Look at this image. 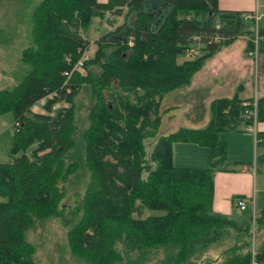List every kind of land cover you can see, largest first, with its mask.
<instances>
[{
	"label": "trees",
	"instance_id": "trees-1",
	"mask_svg": "<svg viewBox=\"0 0 264 264\" xmlns=\"http://www.w3.org/2000/svg\"><path fill=\"white\" fill-rule=\"evenodd\" d=\"M144 5L145 0L36 5L31 44L21 54L29 71L13 87L0 89V115L10 112L18 123L8 151L12 159L0 163V264H37L27 234L53 217H62L70 253L85 264H139L156 254H162L156 264H264V206L243 222L210 209L213 169L226 152L218 133L253 122L251 106L241 105L237 91L210 101L203 127L161 136L148 157L146 143L158 131L162 95L187 84L205 58L239 34L250 33L245 52L252 50V31L244 27L242 12L218 9L216 0H171L162 17ZM107 11L135 18L99 37L83 63L85 74L72 71L88 46L78 30ZM258 33L263 36L264 29ZM192 36L198 37L194 43ZM192 44L198 55L177 63ZM70 71L67 79L64 72ZM84 88L93 102L88 124L78 129L75 97ZM43 98L47 111L57 102L69 105L53 115L33 112ZM254 121H264V94L256 96ZM255 139L264 145V131ZM176 142L206 147L208 166H175ZM79 175L86 177L85 189L66 219L65 183Z\"/></svg>",
	"mask_w": 264,
	"mask_h": 264
},
{
	"label": "rangeland",
	"instance_id": "rangeland-1",
	"mask_svg": "<svg viewBox=\"0 0 264 264\" xmlns=\"http://www.w3.org/2000/svg\"><path fill=\"white\" fill-rule=\"evenodd\" d=\"M40 0H0V89L11 88L16 85L29 71V67L21 61V54L23 49L31 44V25H32V14ZM99 1V0H98ZM148 11L149 12H161L162 14L167 13V6L169 0H149ZM261 0H258V2ZM171 1H169L170 3ZM166 10V11H165ZM260 10V9H259ZM126 9L124 8V12ZM164 12V13H163ZM160 14V13H159ZM134 13L130 14L128 18H124L123 15H116L111 12H105L102 17H93L90 26L87 29L80 28L78 30L79 35L88 42V46L82 51L86 52L88 58L92 57L97 45L96 41L103 34L114 31L118 27H123L125 24L129 25L134 20ZM126 21V23L124 22ZM246 28L252 31L251 42L253 43L255 35L258 37L256 41L258 50L256 53V59L247 58L248 64L243 65L244 72L235 75L237 76V83L247 86L245 92H252L250 99L252 100L255 93L259 95L258 91L264 88V35L261 36L254 28L251 20H244ZM261 37V38H260ZM250 38V33H242L234 38L235 42H246ZM233 40V41H234ZM128 45H132V38L129 37ZM234 42L228 49H232V54H236L237 44ZM190 48V47H189ZM189 48L185 49L184 55L178 56L176 62H181L184 59H192L198 55V50L192 55H189ZM222 50V46L220 47ZM224 51V50H223ZM83 53L81 57L83 56ZM80 57V59H81ZM87 58V59H88ZM220 58V56H216ZM215 58V59H216ZM79 59V60H80ZM86 59V60H87ZM78 60V61H79ZM77 61V62H78ZM85 61V60H84ZM84 63V62H83ZM76 65V64H75ZM202 65V64H201ZM94 73H98V69L95 66H91ZM76 70L81 74H85V69H76L73 67L72 71ZM68 72V74L71 72ZM194 74V73H193ZM192 74V75H193ZM66 77V74L64 72ZM68 77V76H67ZM66 77V78H67ZM192 77V76H191ZM223 79L225 77H222ZM68 79V78H67ZM221 79V78H218ZM228 82L230 80L226 79ZM186 85V84H185ZM185 85L176 87L162 95L159 100V114L161 115V121L157 133L154 138L148 139L147 143V157L152 152L153 147L158 138L165 136L178 128H196L198 125L189 122L190 113H187L188 109H191L186 99L181 98V91ZM138 94H141L142 89H137ZM257 91V92H256ZM171 92V93H170ZM53 93L49 94L51 97ZM172 95V96H171ZM158 95L154 96V101L158 100ZM170 99L169 102H174V106L169 110L165 109L163 98ZM174 97V98H171ZM47 98L39 100L31 110L35 113L53 115L60 107H67L68 103H54L50 111L44 108V104ZM130 99L133 103L136 102V95H131ZM194 100H198V106L202 107L204 101L203 94L201 92L194 95ZM251 100L245 101L249 103ZM92 98L89 90L84 88L75 97L76 103V123L78 129L84 128L88 124L87 113L89 107L92 105ZM243 102V101H242ZM242 106H247L243 105ZM249 105V104H248ZM209 108V106H208ZM1 117V116H0ZM0 154L5 148L10 147L12 144V136L14 131L13 116L10 112L2 114L0 118ZM200 124V123H199ZM205 125V123H204ZM203 125V126H204ZM4 132V133H3ZM257 152L261 153L262 147L257 145ZM260 151V152H259ZM178 154H184L181 150ZM255 154V148H254ZM256 155V154H255ZM10 157V156H9ZM257 158V155H256ZM11 157L5 160V163L11 161ZM258 156V161H259ZM255 158H252L253 167L255 168ZM86 177L79 175L78 177L73 176L68 182L65 183L66 194L61 201V205L66 208L65 216L68 219L70 210H72L78 203V199L81 198L85 185ZM147 212L144 213L146 215ZM67 230L68 226L63 223L61 218H50L39 223L35 228L29 230L27 238L33 242L35 246L34 259L37 264H85L83 261L73 257L70 253L67 244ZM162 257V254L152 255V259L145 260L139 264H156ZM118 264H132V263H118Z\"/></svg>",
	"mask_w": 264,
	"mask_h": 264
},
{
	"label": "crops",
	"instance_id": "crops-1",
	"mask_svg": "<svg viewBox=\"0 0 264 264\" xmlns=\"http://www.w3.org/2000/svg\"><path fill=\"white\" fill-rule=\"evenodd\" d=\"M104 1L99 0V2ZM149 3V0H145L144 8L147 11ZM216 6L222 10L242 12V18L251 20L254 28L264 29V0H261V2H258V0H216ZM154 14L157 17L164 15L161 12H154ZM254 15L258 17L256 20ZM244 27H247L245 23ZM235 41L222 46V50L219 48L212 55L205 58L200 68L194 72L180 93L181 98L186 99L187 104L189 103L188 106L191 109H188L187 113L191 114L189 119L193 118L189 122L197 123L196 128H201L204 123H207L210 116L208 106L211 100L219 97H230L237 91L238 96L244 99L243 102H245L252 95L251 91L245 92L247 86L237 83L238 79L235 76L244 72L243 65L248 64L247 58H251V56L245 52V42ZM234 42L237 44L236 54H232L233 50L231 48L228 49ZM216 56H220V58L218 59ZM226 79L230 81L228 82ZM199 92L204 97L202 107L198 106V100H194V95ZM258 93L259 95L264 94V88L260 89ZM169 100L163 98L165 109L168 110L175 105L174 102H169ZM0 116L2 118V115ZM250 125H253L251 131L247 130ZM263 131L264 121H254L251 124H242L239 131H222L218 133V139L226 144V152L222 164L213 169L210 204L212 212L234 216L238 218L239 222H243L247 215L252 217V211L257 213L264 206V145L261 146L262 151L259 155L255 139L256 132ZM9 148H5L0 154V163H5V160L2 159L10 158ZM254 148L257 158L254 154ZM180 150L184 154H178ZM208 157V149L204 146L184 142L172 144V160L175 166L207 167ZM252 158L256 159L254 162L256 163L255 168L251 164ZM237 195L243 197L242 199L245 202L243 210L238 209L233 204L232 197Z\"/></svg>",
	"mask_w": 264,
	"mask_h": 264
},
{
	"label": "built area",
	"instance_id": "built-area-1",
	"mask_svg": "<svg viewBox=\"0 0 264 264\" xmlns=\"http://www.w3.org/2000/svg\"><path fill=\"white\" fill-rule=\"evenodd\" d=\"M254 18H255V20L258 18L256 15H254ZM256 29V28H255ZM257 30V29H256ZM264 37V36H263ZM218 38V36H215L214 37V40H216ZM261 38V37H260ZM197 39H198V37H195V36H192L191 37V40H192V42L194 43V41H197ZM258 39V37L255 35V37H254V41H253V49L252 50H248L247 51V54L249 55V56H251L253 59H255L256 58V53H257V44H256V41H258L257 40ZM190 47V48H189ZM187 48H189V50L188 51H186V52H188V54L189 55H192L193 53H195L196 52V49L198 50V46L196 45V44H192V45H189ZM88 58V55L86 54V52H84L83 53V56L81 57V59L76 63V65H75V68L76 69H80V68H82V66H83V62H84V60H86ZM65 74H66V76H70V73L68 74V72H65ZM255 103H256V95H255V93H254V95H253V98H252V100L249 102V103H247V102H243L242 104L243 105H250L251 106V109L249 110L250 111V116H252V119H253V122L252 123H254V112H255ZM13 125L14 126H17L18 125V123L17 122H15V123H13ZM247 130H249V131H251V130H253V125H250V126H248L247 127ZM233 204L238 208V209H240V210H243L244 208H245V202H244V200L243 199H235L234 201H233ZM255 216V213L252 211V218Z\"/></svg>",
	"mask_w": 264,
	"mask_h": 264
}]
</instances>
